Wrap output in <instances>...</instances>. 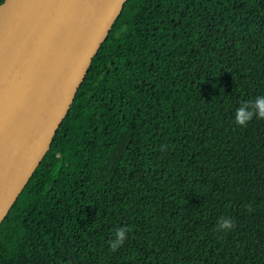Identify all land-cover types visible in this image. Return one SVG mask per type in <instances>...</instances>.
<instances>
[{"label": "trees", "instance_id": "obj_1", "mask_svg": "<svg viewBox=\"0 0 264 264\" xmlns=\"http://www.w3.org/2000/svg\"><path fill=\"white\" fill-rule=\"evenodd\" d=\"M261 95L264 0H126L0 264H264V118L234 119Z\"/></svg>", "mask_w": 264, "mask_h": 264}, {"label": "water", "instance_id": "obj_2", "mask_svg": "<svg viewBox=\"0 0 264 264\" xmlns=\"http://www.w3.org/2000/svg\"><path fill=\"white\" fill-rule=\"evenodd\" d=\"M126 0H0V225Z\"/></svg>", "mask_w": 264, "mask_h": 264}, {"label": "clouds", "instance_id": "obj_3", "mask_svg": "<svg viewBox=\"0 0 264 264\" xmlns=\"http://www.w3.org/2000/svg\"><path fill=\"white\" fill-rule=\"evenodd\" d=\"M254 117L264 118V95L257 96L254 100L245 101L235 110L234 119L235 123L239 126H245ZM164 147L166 146L161 145L162 150ZM232 227L233 222L230 218H222L217 224L219 230H231ZM128 232L129 229L127 227L117 228L114 233V239L110 241V248L115 250L123 245Z\"/></svg>", "mask_w": 264, "mask_h": 264}]
</instances>
